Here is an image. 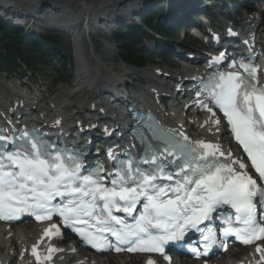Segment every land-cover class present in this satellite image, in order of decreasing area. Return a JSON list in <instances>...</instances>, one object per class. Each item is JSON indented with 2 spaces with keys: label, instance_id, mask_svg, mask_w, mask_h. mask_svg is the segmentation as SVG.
I'll list each match as a JSON object with an SVG mask.
<instances>
[{
  "label": "snow or ice",
  "instance_id": "obj_1",
  "mask_svg": "<svg viewBox=\"0 0 264 264\" xmlns=\"http://www.w3.org/2000/svg\"><path fill=\"white\" fill-rule=\"evenodd\" d=\"M241 68L246 75L239 71L219 73L202 91L208 93V102L223 112L235 140L251 161L250 167L264 181V86L256 83L255 66L242 63ZM17 139L27 144L0 152V218L29 213L43 221L57 215L94 248L121 251L120 245H129L128 251L155 252L169 260L166 244L181 241L190 230L204 235L201 225L218 208L228 206L234 217L226 219L225 237L234 236L244 244L264 240V223L257 219L256 209V204L264 201V185L258 186L247 171H241L247 167L244 162L231 156L221 159L225 153L218 145L192 142L183 132H164L157 137L162 143L147 145L148 155L142 163L155 165L151 171L131 159L121 160L108 179L101 175L100 166L83 174V161L69 149L54 150L28 133ZM0 141L8 138L0 135ZM162 157L172 158L167 166ZM165 180L170 183H159ZM57 198L59 203H53ZM139 204L142 211L133 217L132 224L114 214L133 216ZM53 229L59 231L53 225L45 235ZM207 233L205 254L215 243L212 229ZM192 252L199 258L197 249ZM256 252L259 264H264V247L257 245ZM33 255L39 261L35 247ZM148 264L155 262L149 260Z\"/></svg>",
  "mask_w": 264,
  "mask_h": 264
},
{
  "label": "bare ground",
  "instance_id": "obj_2",
  "mask_svg": "<svg viewBox=\"0 0 264 264\" xmlns=\"http://www.w3.org/2000/svg\"><path fill=\"white\" fill-rule=\"evenodd\" d=\"M151 1L155 0H0V15L2 14L12 16V20H21V23L24 24L26 23V19L23 16L19 15L17 11L28 10L30 11V13H32V15L29 16V19H33V24L31 25V28H33L35 26H39V23L37 22L38 15L39 18H41L40 16H42L43 14V9H48L52 12V17L48 14L49 19H46L48 23L53 24L56 23V19L60 20L61 24H69L66 27L69 32V34H67L68 36L73 37L77 34L75 38L82 39L83 41H89L90 36H92L94 32H96V34L103 32L101 28H99V26L102 27L104 21L115 19L118 17L123 18V16L120 15L121 13H132V11H138ZM179 2L180 0H172L171 2H168V5L172 6L178 4ZM34 14L38 15L34 16ZM44 20L45 19H43V21ZM43 21H41V23H47L46 21ZM98 23H100L99 26H97ZM262 39L264 41V37ZM104 50L108 49L104 48ZM74 54H76L77 58L79 59L81 52L80 50H77L76 46L74 48ZM100 61V59H95L93 62H91L87 58L85 63H82L80 60L75 62L74 68L76 77L73 79L74 86L71 92H69V94L67 95L66 101L74 99L77 94H80L83 91V84L85 83L84 81H81V79H83V74L91 72L87 83L94 86V88L97 90L100 89V87L104 83L112 81L114 82V78H112V75H106L103 72ZM119 80L122 81L123 79ZM42 98L43 95L39 94L31 98H22V100L18 99L11 104H6L5 99L0 97V107L1 105H4L7 110H13L16 107V104L18 105L20 101L23 102L24 100H29L32 103L30 107L35 106V109H38V107L36 106L41 102ZM57 105V102H53L51 106L47 107V109L39 107V114H43L44 111H46L48 114L56 113L59 114L62 120H65V118H67V116H65V111L69 109V106L59 105L60 107L56 109ZM88 109H90L89 111H91V106L84 105L83 110ZM175 114L177 113H175V110L172 109L167 120H169L170 122H174ZM203 122L206 123L205 129L207 131L204 130L201 131V133H206L207 135H209V133L213 134L216 130L220 129V125L211 120L204 119ZM35 238L36 229L30 228L28 226L14 228L12 229L11 234L0 232V249L1 247H5L7 244H9L16 247L13 249L15 250V252H21L23 249L29 250L31 241L35 240ZM0 256L2 255L0 254ZM7 256L11 258V255L9 253H7ZM247 256L248 258H251L250 254H248ZM84 258V256H71L69 251L65 249L60 254L53 255L51 260L46 264H91L92 260L88 259L86 261ZM133 259V262L132 260H129V262H127L126 260H121L119 258L118 261H115L117 259L105 257L96 259L95 264H146L141 261L137 262L136 257H134ZM225 262H227L226 264H237L239 261H235L232 252H229L225 257ZM184 264L197 263H190L185 261Z\"/></svg>",
  "mask_w": 264,
  "mask_h": 264
},
{
  "label": "rangeland",
  "instance_id": "obj_3",
  "mask_svg": "<svg viewBox=\"0 0 264 264\" xmlns=\"http://www.w3.org/2000/svg\"><path fill=\"white\" fill-rule=\"evenodd\" d=\"M178 40V36L176 38ZM85 42V47L87 48V45L86 43L88 41H84ZM197 45H200L199 43H197ZM93 46V50H94V56L97 58H100L101 60V67L103 69H106V70H110L111 71V68H116V66L119 68V61H118V57H117V53L119 52V50L116 48L114 49V51H112V53H110V51L106 52L104 50V48L97 42H93L92 44ZM57 49L59 51H61V53L64 55V57L66 58V60L70 61V53L67 49V46H66V40H63V39H60L58 42H57ZM88 49V48H87ZM90 49V48H89ZM88 54V52H87ZM29 62V61H28ZM24 68L21 67V70L20 71H23ZM69 71V74L71 73V69L68 68ZM114 70V69H112ZM109 75V73L107 74ZM47 79H45L46 81V87H48L50 90L48 91V93H46V97L49 99H54L56 96H58V94L62 96H64L66 93L68 92H71L72 90V79L69 78V82L66 81V79L68 78V75L65 74V81L63 84H58V85H53L52 84V79L51 77L49 76H46ZM0 81H2V76H0ZM53 85V86H52ZM51 91V93H50ZM89 95L88 94H85V95H78L75 100L71 101V102H66L67 104H73L75 106H80V103H83V101L85 100L86 97H88ZM51 103V102H49Z\"/></svg>",
  "mask_w": 264,
  "mask_h": 264
},
{
  "label": "trees",
  "instance_id": "obj_4",
  "mask_svg": "<svg viewBox=\"0 0 264 264\" xmlns=\"http://www.w3.org/2000/svg\"><path fill=\"white\" fill-rule=\"evenodd\" d=\"M125 55H126V57H125V58H126V59H125L126 61L136 62V61H134V59L131 57V54H130L129 52H127Z\"/></svg>",
  "mask_w": 264,
  "mask_h": 264
}]
</instances>
